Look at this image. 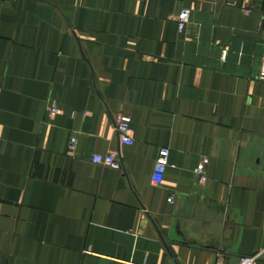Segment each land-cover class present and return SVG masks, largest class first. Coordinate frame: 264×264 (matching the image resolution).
I'll use <instances>...</instances> for the list:
<instances>
[{"label":"crops","instance_id":"0c3cea01","mask_svg":"<svg viewBox=\"0 0 264 264\" xmlns=\"http://www.w3.org/2000/svg\"><path fill=\"white\" fill-rule=\"evenodd\" d=\"M263 55L264 0H0V264H236L262 251ZM109 154L122 171L92 162Z\"/></svg>","mask_w":264,"mask_h":264},{"label":"built area","instance_id":"2783aa9c","mask_svg":"<svg viewBox=\"0 0 264 264\" xmlns=\"http://www.w3.org/2000/svg\"><path fill=\"white\" fill-rule=\"evenodd\" d=\"M191 20V13L188 10H182L179 17H178V28L179 32L183 33L186 29L187 25ZM227 57V51H224L222 59L225 61ZM259 79L264 80V55H263V62L262 67L259 74ZM60 114V110L57 107L49 108L46 115L49 118H54ZM132 127V119L128 117L124 111L119 110L115 117V131L119 136L121 142L125 145L132 146L134 144V140L130 136V131ZM78 139L77 136L74 135L71 138L70 145H69V153H75L77 149ZM171 156V149L165 147L160 150L158 159L155 165V176L158 178H163L166 173V170L169 166V159ZM92 162L96 165H100L103 167H108L113 170L122 171L123 164L120 159L117 157L116 154H109V155H96L92 158ZM210 164L209 158H203L197 165L194 174L197 178V183L199 186H204L207 184L209 178L207 174V168ZM169 203L174 204L176 201V196L171 194L169 197ZM264 256V249L257 253L254 256L250 257H241L236 264H258L260 259Z\"/></svg>","mask_w":264,"mask_h":264}]
</instances>
